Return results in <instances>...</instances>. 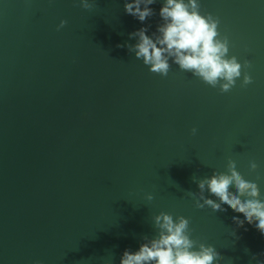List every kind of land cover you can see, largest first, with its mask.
Here are the masks:
<instances>
[{"label": "water", "instance_id": "1", "mask_svg": "<svg viewBox=\"0 0 264 264\" xmlns=\"http://www.w3.org/2000/svg\"><path fill=\"white\" fill-rule=\"evenodd\" d=\"M124 3L0 0V264H120L156 235L161 211L189 218L220 264H249L264 234L185 193L231 158L264 200V0H198L219 17L229 56L251 61L252 83L241 76L225 93L176 64L152 73L118 47L162 23L163 0L143 22Z\"/></svg>", "mask_w": 264, "mask_h": 264}, {"label": "clouds", "instance_id": "2", "mask_svg": "<svg viewBox=\"0 0 264 264\" xmlns=\"http://www.w3.org/2000/svg\"><path fill=\"white\" fill-rule=\"evenodd\" d=\"M155 2L125 0L124 9L143 22L154 15V9L149 5ZM96 4L97 0H79V6L84 9L90 10ZM200 8L198 0H163L159 10L162 23L157 25L156 31L148 35L147 26L141 27L129 33V38H136V43L125 42L118 47H127L129 52H134L135 58L142 60L152 73L167 77L172 64H176L181 71L191 73L213 88L218 87L222 93L231 91L241 76L242 87L252 83V76L247 71L251 61L245 59L241 63L235 55L229 56L230 41L219 30V17L210 12L202 14ZM66 24V20H61L57 30ZM196 131L194 127L192 133ZM249 167L255 171L258 164L250 160ZM192 179L199 191L185 194L193 198L195 207L227 211L223 207L226 204L234 212L243 214V220L239 216L232 217L238 226H243L246 220L264 234V200L260 198V188L254 180L246 179L238 171L235 160L228 159L227 171H213L202 178L193 175ZM205 192L217 199L206 196ZM146 199L151 201L153 195L147 193ZM153 222L156 235L144 236L136 251L125 249L120 264H220L224 259L212 244L192 238L189 218L180 215L174 219L172 213L161 211L153 217ZM258 256H264V252L252 254L249 264L251 261L264 264V259H258Z\"/></svg>", "mask_w": 264, "mask_h": 264}]
</instances>
